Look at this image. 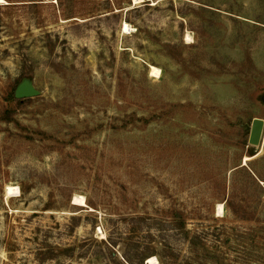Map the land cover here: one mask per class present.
Wrapping results in <instances>:
<instances>
[{
  "label": "rangeland",
  "instance_id": "rangeland-1",
  "mask_svg": "<svg viewBox=\"0 0 264 264\" xmlns=\"http://www.w3.org/2000/svg\"><path fill=\"white\" fill-rule=\"evenodd\" d=\"M5 1L0 264H264V0Z\"/></svg>",
  "mask_w": 264,
  "mask_h": 264
},
{
  "label": "water",
  "instance_id": "water-1",
  "mask_svg": "<svg viewBox=\"0 0 264 264\" xmlns=\"http://www.w3.org/2000/svg\"><path fill=\"white\" fill-rule=\"evenodd\" d=\"M39 91L33 86V84L25 80L23 81L15 91V98L18 100L30 99L37 97ZM264 137V120L255 118L251 124V130L249 135L248 143L254 147H260L262 144V139Z\"/></svg>",
  "mask_w": 264,
  "mask_h": 264
},
{
  "label": "bare ground",
  "instance_id": "bare-ground-1",
  "mask_svg": "<svg viewBox=\"0 0 264 264\" xmlns=\"http://www.w3.org/2000/svg\"><path fill=\"white\" fill-rule=\"evenodd\" d=\"M133 1V0H132ZM135 2L137 0H134ZM5 0H0V3H5ZM131 27L130 25H128L126 22L123 23L122 25V32L126 33L128 31H130ZM187 40H191V38L188 36ZM150 75L152 77L158 78L161 75V71L159 68L155 67V66H150ZM6 194L9 197H16L20 194V190L19 187H7L6 188ZM73 205L75 206H84L85 205V199L83 197H75ZM223 213V205L220 204L218 206V214L221 215ZM149 263L150 264H156L157 263V259L156 257H151L149 258Z\"/></svg>",
  "mask_w": 264,
  "mask_h": 264
}]
</instances>
